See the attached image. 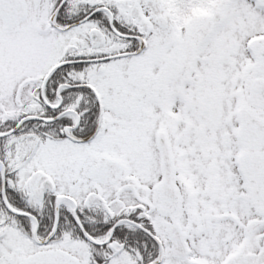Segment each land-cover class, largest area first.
<instances>
[{
	"label": "snow or ice",
	"instance_id": "1",
	"mask_svg": "<svg viewBox=\"0 0 264 264\" xmlns=\"http://www.w3.org/2000/svg\"><path fill=\"white\" fill-rule=\"evenodd\" d=\"M0 264H264V0H0Z\"/></svg>",
	"mask_w": 264,
	"mask_h": 264
}]
</instances>
